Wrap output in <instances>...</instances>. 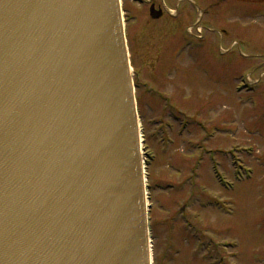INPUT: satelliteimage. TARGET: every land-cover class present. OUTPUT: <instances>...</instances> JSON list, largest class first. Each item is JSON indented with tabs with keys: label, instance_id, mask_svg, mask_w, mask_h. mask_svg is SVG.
Segmentation results:
<instances>
[{
	"label": "water",
	"instance_id": "obj_1",
	"mask_svg": "<svg viewBox=\"0 0 264 264\" xmlns=\"http://www.w3.org/2000/svg\"><path fill=\"white\" fill-rule=\"evenodd\" d=\"M148 251L118 0H0V264Z\"/></svg>",
	"mask_w": 264,
	"mask_h": 264
},
{
	"label": "rangeland",
	"instance_id": "obj_2",
	"mask_svg": "<svg viewBox=\"0 0 264 264\" xmlns=\"http://www.w3.org/2000/svg\"><path fill=\"white\" fill-rule=\"evenodd\" d=\"M152 1L168 16L122 0L142 145L154 154L150 264H264V0ZM242 83L257 89L235 92ZM247 145L252 175L236 181L229 153Z\"/></svg>",
	"mask_w": 264,
	"mask_h": 264
},
{
	"label": "flooded vegetation",
	"instance_id": "obj_3",
	"mask_svg": "<svg viewBox=\"0 0 264 264\" xmlns=\"http://www.w3.org/2000/svg\"><path fill=\"white\" fill-rule=\"evenodd\" d=\"M150 3H153V1H151ZM154 4V3H153ZM154 7H155V9H162V17L160 18V19H163V18H165V17H167L168 16V13L166 12V11H164L163 10V7H162V5H159V4H154ZM190 13H185L184 15H185V17H188V18H191V16L189 15ZM160 19H158V20H160ZM195 21H196V18H195ZM199 21V20H198Z\"/></svg>",
	"mask_w": 264,
	"mask_h": 264
},
{
	"label": "bare ground",
	"instance_id": "obj_4",
	"mask_svg": "<svg viewBox=\"0 0 264 264\" xmlns=\"http://www.w3.org/2000/svg\"><path fill=\"white\" fill-rule=\"evenodd\" d=\"M127 39H128V35H127ZM128 47H130L129 46V40H128ZM129 54H130V50H129ZM130 59H131V55H130ZM138 107H139V105H138ZM148 256H149V259H151V251H148Z\"/></svg>",
	"mask_w": 264,
	"mask_h": 264
}]
</instances>
